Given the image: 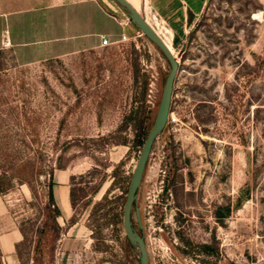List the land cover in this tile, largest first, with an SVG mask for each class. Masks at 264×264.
<instances>
[{
  "label": "rangeland",
  "instance_id": "1",
  "mask_svg": "<svg viewBox=\"0 0 264 264\" xmlns=\"http://www.w3.org/2000/svg\"><path fill=\"white\" fill-rule=\"evenodd\" d=\"M129 23L111 26L118 37L110 45L56 58L25 61L10 49L0 51V194L26 230L20 247L24 264H31L47 188L60 171L70 176L75 221L69 237L54 242L50 257L42 248L38 264L65 259L69 264H137L135 247L123 252L119 224L116 232L103 221L91 224L102 225L93 234L86 227L99 201L97 216L112 209L109 215L121 219L139 153L130 128L116 132L137 104L133 65L138 77L148 76L150 107L158 104L168 72L155 46L143 35L135 37L138 30ZM159 29L177 70L167 121L150 148L138 197L142 211L146 201L161 198V235L178 254L172 255L151 225V264H264V0H207L201 13L185 22L182 37L171 39L163 23ZM121 34L127 41L117 42ZM123 136L127 143L116 144ZM166 153L173 157L175 177L165 190ZM120 163L124 181L113 175ZM227 206L230 213L216 221L214 211ZM198 245L215 252L199 254Z\"/></svg>",
  "mask_w": 264,
  "mask_h": 264
},
{
  "label": "crops",
  "instance_id": "2",
  "mask_svg": "<svg viewBox=\"0 0 264 264\" xmlns=\"http://www.w3.org/2000/svg\"><path fill=\"white\" fill-rule=\"evenodd\" d=\"M125 1L164 42L161 23L176 40L184 35L187 12L193 17L199 15L207 0H135V5ZM126 17L109 0H0V51L7 48L27 57L25 61H33L100 47L101 36L112 43L110 39L118 37L111 26H130ZM4 40L7 47L2 45ZM60 173L52 194L61 214L57 220L65 223L71 216L70 176L65 171ZM69 230L61 235L62 240L69 237ZM20 241L18 225L0 194V264H19L15 245ZM63 264L69 261L65 259Z\"/></svg>",
  "mask_w": 264,
  "mask_h": 264
},
{
  "label": "trees",
  "instance_id": "3",
  "mask_svg": "<svg viewBox=\"0 0 264 264\" xmlns=\"http://www.w3.org/2000/svg\"><path fill=\"white\" fill-rule=\"evenodd\" d=\"M192 15L187 12L186 14V23L190 24L191 19H192ZM139 32V31H138ZM140 33V32H139ZM147 40V39H146ZM148 41V40H147ZM163 41V40H162ZM149 44H151L148 41ZM152 45V44H151ZM157 50V49H156ZM158 51V50H157ZM158 53L160 54V52L158 51ZM161 55V54H160ZM162 56V55H161ZM163 58V56H162ZM164 59V58H163ZM165 61V59H164ZM166 63V61H165ZM167 64V63H166ZM167 75V73H166ZM165 75V77H166ZM164 77V79H165ZM133 82L135 86H138V91L136 93L137 96V104L135 107L131 108L130 111L127 113L126 116L123 117L119 128L117 129V133H121L124 132L127 128H130L132 131V138H131V144L134 147H138L140 151L141 145L143 143V140L146 136V133L148 132L149 128L152 125L153 122V118L156 112V108L157 105L156 104L154 107H150L149 104L147 103V90H148V76L146 74H141L140 77H138V70L136 65H133ZM169 111V110H168ZM108 137H104L101 138L100 141L105 142ZM119 138V137H118ZM125 143H127L125 136L121 137L120 140H118L116 142V144L119 145H124ZM152 146V145H151ZM174 160L172 155H170L169 153H166L165 156V176H164V182H165V190L168 186L173 184V179L175 177V167H174ZM120 167H121V163L118 164L113 171V175L117 178L118 181H120V179H122V181H124V178H120ZM58 170H62L63 168L57 166ZM146 171V164L142 173V177H141V181L140 184L143 181V177ZM70 179V178H69ZM117 182V181H116ZM116 184V183H115ZM115 186V185H113ZM52 187L53 185L49 186L47 188V201L45 203V205L43 206V208L41 209L42 212V216H43V222L40 225V227H36L34 230V237H35V245L32 246V249H30V261L31 264H38V262H40V260L42 259L44 252L42 250V248L45 249V252L48 254V256L50 257V255L53 252L54 249V242L59 238V236L63 235L66 230L74 224V216H70V218L65 222L66 224L64 226H59L56 222L57 218L60 217V210L57 206V204L54 201L53 198V194H52ZM97 187L98 185H96V187H94V189L92 190V194H94L97 191ZM140 188V185L138 187V189L136 190V192L138 193ZM2 188L0 186V192H1ZM81 191V190H79ZM247 196V193L244 194V197ZM84 197V195L82 196ZM79 199L80 196H76V199ZM139 198V197H138ZM74 202H75V195L71 192L70 188H69V205L70 208L72 209L74 206ZM89 201L85 202L83 204L84 207H88L89 206ZM123 205V204H122ZM239 204L237 203L235 207H237ZM102 207L101 202H96L92 205V208L89 212L88 217H90V223H88V225H86V227L89 228V230L91 231V234H93V231L96 228H100V226L102 225H107V224H113L114 225V232H116V227L119 224L120 227L121 226V219L117 222V220H115L117 218L116 214H111L109 215V213L111 212V210H106L103 211V213H100L99 216L96 215V213L98 212L99 208ZM95 208V211L91 214L92 209ZM122 206L120 207V211H121ZM230 213V207L227 206L225 208H217L214 211V218L216 221H221V219H223L225 216H227ZM138 215H139V222L141 224V217H140V212L138 210ZM121 216V213H120ZM98 221H103L102 225L101 224H97V226H91V224H95ZM92 229V230H91ZM18 230L21 234V241L15 245V255L17 257L18 263L19 264H24L22 262V253L20 252V247L25 244L26 241V230L22 227V226H18ZM135 231L139 232L140 231V227H135ZM125 245L123 246V252L125 251L126 248H129L130 250L132 249V246L128 243V241L126 240L125 237H123ZM98 250H100V252H104V246L102 244L101 241L98 242ZM125 246V248H124ZM194 250L202 255L205 256H210L214 254V248L210 245H198L194 247ZM29 251V249H28ZM26 258H28V252L26 251L25 253ZM51 262V259L48 261ZM137 262V260H136ZM138 264V262H137Z\"/></svg>",
  "mask_w": 264,
  "mask_h": 264
},
{
  "label": "water",
  "instance_id": "4",
  "mask_svg": "<svg viewBox=\"0 0 264 264\" xmlns=\"http://www.w3.org/2000/svg\"><path fill=\"white\" fill-rule=\"evenodd\" d=\"M126 14L128 20L137 28V30L160 52L168 65V72L164 79L158 105L153 118L151 127L149 128L146 136L141 145L136 162L132 168L124 195V201L121 208V226L123 235L130 245L135 247L138 251L137 262L138 264H148L147 254L145 252L141 237L137 236L130 226V211L135 201L136 190L139 187L142 173L145 167L146 160L149 155L151 145L155 137L164 128L172 92V86L177 70V64L166 45L156 35V33L149 27L145 20L137 14V12L125 0H113ZM134 215L137 226L140 227L139 215L137 209L134 208Z\"/></svg>",
  "mask_w": 264,
  "mask_h": 264
},
{
  "label": "flooded vegetation",
  "instance_id": "5",
  "mask_svg": "<svg viewBox=\"0 0 264 264\" xmlns=\"http://www.w3.org/2000/svg\"><path fill=\"white\" fill-rule=\"evenodd\" d=\"M146 162H147V160H146ZM146 203H147V205H145L146 210H144V209H143V211L140 210L138 193L136 192L135 201H134V203L131 207V211H130V226H131V229L133 230V232L137 236L141 237V239H142L143 246H144L145 252L147 254V258H148V264H151V260H150V257L148 256V251H147V241H148L147 239L149 236V235H147V232L149 230V227H151V225H156L155 226L156 228H154V230L157 229V231H158L157 233H158L159 238L162 239L164 244H166L168 246V249L170 250L172 255L176 258V255L178 254V251H177L178 249L176 248V245L175 244L172 245L164 235H161V198L159 200L153 201V202L146 201ZM134 208L137 209V212H138V210L140 212L141 224H140V231L139 232L135 231V227H138V226H137V223L135 220Z\"/></svg>",
  "mask_w": 264,
  "mask_h": 264
},
{
  "label": "built area",
  "instance_id": "6",
  "mask_svg": "<svg viewBox=\"0 0 264 264\" xmlns=\"http://www.w3.org/2000/svg\"><path fill=\"white\" fill-rule=\"evenodd\" d=\"M140 36H142V34L139 33V32L137 31L135 37H140ZM161 36L163 37L162 34H161ZM163 38H164V37H163ZM124 41H127V39H126V37L122 34V35L120 36V39H119L117 42H124ZM110 44H111V43H110L108 40H106V38H104L103 36L100 37V44H99L100 47H104V46H107V45H110ZM2 45H3L4 47H7V46H8V42H7V40H4V41L2 42Z\"/></svg>",
  "mask_w": 264,
  "mask_h": 264
},
{
  "label": "bare ground",
  "instance_id": "7",
  "mask_svg": "<svg viewBox=\"0 0 264 264\" xmlns=\"http://www.w3.org/2000/svg\"><path fill=\"white\" fill-rule=\"evenodd\" d=\"M115 3V2H114ZM135 5V4H134ZM119 8V7H118ZM164 43V42H163ZM165 44V43H164ZM166 45V44H165ZM167 47V46H166ZM168 48V47H167ZM168 50H169V48H168ZM170 52V51H169Z\"/></svg>",
  "mask_w": 264,
  "mask_h": 264
}]
</instances>
